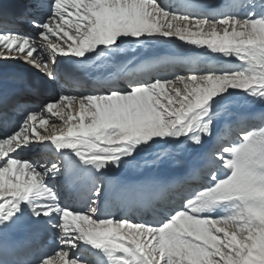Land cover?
Returning <instances> with one entry per match:
<instances>
[{"label":"snow or ice","instance_id":"snow-or-ice-1","mask_svg":"<svg viewBox=\"0 0 264 264\" xmlns=\"http://www.w3.org/2000/svg\"><path fill=\"white\" fill-rule=\"evenodd\" d=\"M24 2L0 60L60 91L0 85V264H264V0ZM177 41L235 66L165 74Z\"/></svg>","mask_w":264,"mask_h":264},{"label":"bare ground","instance_id":"bare-ground-1","mask_svg":"<svg viewBox=\"0 0 264 264\" xmlns=\"http://www.w3.org/2000/svg\"><path fill=\"white\" fill-rule=\"evenodd\" d=\"M8 0H2V2ZM170 3L172 4H177L180 2V0H169ZM216 4H222L224 3V0H214ZM6 8H9L12 12L17 13V14H23L25 17L30 18L29 12L25 13L23 8L19 5H14V4H8L5 6ZM24 25H28L31 27V25L27 22H24ZM18 30L27 34L34 36L36 33V30L33 31H28L24 28H22L20 25L18 26ZM184 47L185 50H180L176 51L175 53H171L166 48L168 47ZM154 49V51H152ZM176 49V48H175ZM183 49V48H182ZM171 50V48H170ZM146 51H150L151 55L153 57H182L183 61L177 62L176 59H172L171 62H173L174 66H170L165 69V74H172V72H185L188 69H184L183 66L186 64L187 59H190L192 57L200 56L203 58L206 64L199 65L200 69H207V68H212L216 65H223L225 67H232L235 66V62H226L223 60L217 59L213 54L207 52L204 49L196 48V47H190V46H182L179 41H177L174 44H168V43H163L160 45H156L151 47L150 49H147ZM174 52V51H172ZM170 53V54H168ZM19 69H30L31 71H19ZM3 71V72H1ZM40 75L41 78H39ZM45 77H43L37 70L34 68L29 67L27 64L21 63L19 60H0V85L6 86L9 90H20L23 93L24 99L29 101L30 103L33 104L34 107H38L43 101L51 98H56L58 95L60 89L52 88L49 86V84H45ZM44 83V84H43ZM23 84V85H22ZM14 85H22V87H15ZM238 104V103H237ZM236 104V105H237ZM235 105V110L240 113V114H251L253 112L259 113L261 111H264V108H262L259 105H255L252 110L246 109V107H241L237 108ZM50 130V129H49ZM71 206L73 207H81L79 203H76L73 201L72 198H69L67 201ZM117 215H129L130 219L133 220H139L143 219L147 222H156L162 217H160L158 214H152L150 212H147L143 214L142 216L139 215H132V214H124V213H117ZM49 240V241H48ZM44 246L46 248L48 247H55L53 244V241L50 240V238L45 239L44 241Z\"/></svg>","mask_w":264,"mask_h":264},{"label":"rangeland","instance_id":"rangeland-1","mask_svg":"<svg viewBox=\"0 0 264 264\" xmlns=\"http://www.w3.org/2000/svg\"><path fill=\"white\" fill-rule=\"evenodd\" d=\"M28 31H30V32L33 31L34 32L33 28H31V27L28 28ZM173 46H174L173 48L172 47H168V48H166V50H168L171 53H175L176 51H180V50H185L184 47H182L183 48L182 49L181 47L179 48V47H176L175 45H173ZM170 48H171V50H170ZM152 51H154V49ZM172 51H174V52H172ZM168 54H170V53H168ZM219 65H221V64H219ZM216 66H214V67H216ZM19 71H31V70L30 69H19ZM1 72H3V71H1ZM37 76H39V78H41L40 75H37ZM236 106H237V108H241V107H244L245 106L246 109H248V110H252L254 108L253 105H245L243 103H238Z\"/></svg>","mask_w":264,"mask_h":264}]
</instances>
